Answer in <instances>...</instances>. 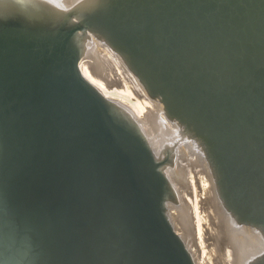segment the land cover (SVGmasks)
<instances>
[{
  "label": "bare ground",
  "instance_id": "obj_1",
  "mask_svg": "<svg viewBox=\"0 0 264 264\" xmlns=\"http://www.w3.org/2000/svg\"><path fill=\"white\" fill-rule=\"evenodd\" d=\"M4 26L24 86L65 47L107 114L48 82L22 105L0 144V264H216L215 247L264 264V0H0ZM46 124L63 135L43 150Z\"/></svg>",
  "mask_w": 264,
  "mask_h": 264
},
{
  "label": "water",
  "instance_id": "obj_2",
  "mask_svg": "<svg viewBox=\"0 0 264 264\" xmlns=\"http://www.w3.org/2000/svg\"><path fill=\"white\" fill-rule=\"evenodd\" d=\"M82 22L84 21L80 20L76 24H74L69 29V33L73 31H78L81 28H83L82 26L79 25V23ZM9 33H10V29L7 28L6 26H4L0 30V47L7 48L10 46V44H12V46L15 44V40L10 41L9 44V36H10ZM66 39L67 36L64 39L65 43L67 41ZM128 48L130 51H132V48L130 46H128ZM60 51L63 53L60 56V58L56 57L55 61L48 60L46 62L47 64L49 63L55 64L56 62V68H54V70L49 69L48 71H46L47 72L46 79H44L45 73L43 71L33 76L31 75V77L28 78L31 82L27 86H24L21 82V78H20L22 74L21 71L15 70L9 63L6 62L5 59H3V61L0 63V144L1 146L2 144L5 146L9 156L12 155V150H13L12 145L15 143L14 135L17 132V130L16 129L13 130L11 139L5 140V138L12 131L13 122L19 120V115L23 109L22 105L27 100L30 99L34 89L41 91L43 87L45 88L47 82L50 84V86L52 85L60 86L63 89L62 94L72 99L75 96H77L76 90L79 88L84 92V94L92 97L93 98L92 100L97 104H99L100 110L107 114V109L103 101L99 97L97 90H95L94 87L84 79V77L79 71V67H78L79 56L76 55V53H74L73 51L67 50L65 47L60 48ZM64 55L67 57L66 62H63L65 58ZM54 74H56L55 77H53ZM20 90H23L22 94L19 93ZM20 95L22 96L20 97ZM80 103H82V100H79L76 104H80ZM58 106H60V104H58ZM107 117L109 118L108 115ZM26 124L28 123L26 122ZM119 125L122 128L121 131L124 133L125 139L131 145H133L132 141H140V136L138 135V133H136V131L125 128L121 124ZM43 127H44L43 130L44 136L42 137V140L44 143L42 144V146H43V150H46L48 147L46 138L48 136V133H51V130L58 131L57 136L59 138L62 137L63 134L59 132V128L61 126H59L58 128H53L52 126L46 124ZM27 130H30L31 134H38L40 131V129H33V128H27ZM156 164L158 166H161L163 162L156 161ZM0 179H2V177Z\"/></svg>",
  "mask_w": 264,
  "mask_h": 264
},
{
  "label": "rangeland",
  "instance_id": "obj_3",
  "mask_svg": "<svg viewBox=\"0 0 264 264\" xmlns=\"http://www.w3.org/2000/svg\"><path fill=\"white\" fill-rule=\"evenodd\" d=\"M13 28H15V27H12V29ZM113 90H111V93H109L108 95H109V97L110 98H112V99H115V100H119V101H121V102H125L126 103V100L125 99H123L120 95H118V94H116V93H113L112 92ZM127 103H129V102H127ZM129 104H131V103H129ZM148 105V104H147ZM173 144H175L174 142H173ZM173 144H171V145H173ZM174 147V148H173ZM176 147V148H175ZM170 153L172 154V159L175 161V162H182L181 161V159L180 160H178L180 157L179 156H181L182 155V152L180 153V151L178 150V146H177V144H175V145H173L171 148H170ZM181 154V155H180ZM169 159V158H168ZM178 160V161H177ZM169 161V160H168ZM168 161H165V163L167 162L168 163ZM172 160H170V162H171ZM169 162V163H170ZM171 165L173 164V163H170ZM174 197V196H173ZM172 196H170V200H171V198H172V200L174 201V203L176 202V203H178V201L176 200V199H174ZM199 197L203 200L202 201V204H201V206L204 208V206L206 207V205H204V200H205V197H206V195H204V194H199ZM200 198H199V200H200ZM168 200H169V197H168ZM172 200H171V202H172ZM189 202L190 203H192L193 202V200L191 199V200H189ZM168 209V208H167ZM201 209V208H200ZM199 209V210H200ZM168 211H169V213L170 212H174V210H172V209H168ZM202 214H205V216H206V219H204L203 221H202V228H203V234H202V241H203V243L205 244V245H210V244H212L213 242H214V240H215V237H216V235L218 234V232H219V227H218V225H217V219L215 218V216H214V213L210 210V209H208L207 211H203L202 212ZM192 215L193 216H195V212H192ZM196 219L194 218V221H195ZM247 248L248 247H250V245L249 246H246ZM192 249H194V247H191ZM246 248V249H247ZM251 248L252 249H256V247L254 246V247H252L251 246ZM209 247L208 246H206L205 247V250L208 252L209 251ZM245 249V251H246V253H245V256H247L248 255V252H252V249H247V250H249V251H247ZM220 252V250L218 249V248H214V250H213V260L214 261H216V259L217 260H219L216 264H224L223 263V261H224V259H219L218 258V254H220L219 253ZM244 253V252H243ZM250 255V254H249ZM210 256V253H205V257H209Z\"/></svg>",
  "mask_w": 264,
  "mask_h": 264
}]
</instances>
